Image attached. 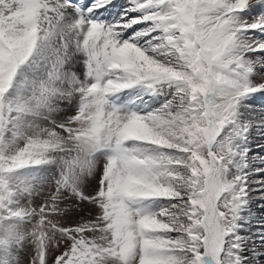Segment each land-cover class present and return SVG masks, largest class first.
Listing matches in <instances>:
<instances>
[{
  "label": "snow or ice",
  "instance_id": "obj_1",
  "mask_svg": "<svg viewBox=\"0 0 264 264\" xmlns=\"http://www.w3.org/2000/svg\"><path fill=\"white\" fill-rule=\"evenodd\" d=\"M0 264H264V0H0Z\"/></svg>",
  "mask_w": 264,
  "mask_h": 264
}]
</instances>
